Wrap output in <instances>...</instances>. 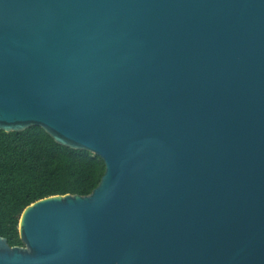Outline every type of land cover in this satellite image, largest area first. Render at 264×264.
Instances as JSON below:
<instances>
[{"label": "water", "instance_id": "1", "mask_svg": "<svg viewBox=\"0 0 264 264\" xmlns=\"http://www.w3.org/2000/svg\"><path fill=\"white\" fill-rule=\"evenodd\" d=\"M105 161L0 235V264H264V0H0V130Z\"/></svg>", "mask_w": 264, "mask_h": 264}, {"label": "trees", "instance_id": "2", "mask_svg": "<svg viewBox=\"0 0 264 264\" xmlns=\"http://www.w3.org/2000/svg\"><path fill=\"white\" fill-rule=\"evenodd\" d=\"M105 170L102 157L58 143L41 126L0 130V235L24 246L19 220L29 204L55 194L88 195Z\"/></svg>", "mask_w": 264, "mask_h": 264}]
</instances>
